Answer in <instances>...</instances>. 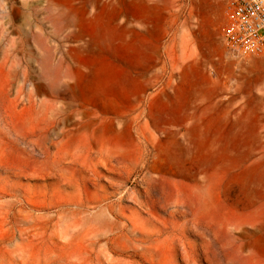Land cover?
<instances>
[{"label": "rangeland", "instance_id": "obj_1", "mask_svg": "<svg viewBox=\"0 0 264 264\" xmlns=\"http://www.w3.org/2000/svg\"><path fill=\"white\" fill-rule=\"evenodd\" d=\"M101 1L104 74L85 82L70 73L75 3L0 0V264H264V54L224 46L232 0L196 2L217 21V123L120 88L118 2Z\"/></svg>", "mask_w": 264, "mask_h": 264}, {"label": "crops", "instance_id": "obj_2", "mask_svg": "<svg viewBox=\"0 0 264 264\" xmlns=\"http://www.w3.org/2000/svg\"><path fill=\"white\" fill-rule=\"evenodd\" d=\"M99 1L104 3L101 0H71L75 3L74 9L69 11L75 28V41L71 44L77 50V59L71 61L70 73L80 81L96 82L104 74L105 64L92 61L90 39L94 29H105L104 21H96L94 17L93 3ZM117 2L118 48L121 52L118 53L117 65L112 63V66L117 67L121 75L120 88L124 92H134L137 99L148 95L150 112L157 108L158 94L164 93L171 101L167 103L172 108L168 114L175 115V118L187 113L196 116L197 123L206 122V116L210 117L209 122L217 123V21L213 14L199 10L197 0H190L189 11L177 32L178 36L165 39L174 33L173 15H177V8L183 7L181 1ZM106 7L101 5V9ZM66 13L61 11L60 16H66ZM104 13L101 10L99 15L104 17ZM160 19L163 21H157ZM161 50L162 55L159 54ZM159 58L162 64H159ZM110 63L107 61L106 65L110 67ZM223 63L233 66L234 61L226 59ZM164 69L167 72L165 77ZM159 75L164 83L160 90ZM163 129H178L169 137L179 141L181 132L186 131L185 120H167ZM213 130L217 131V127Z\"/></svg>", "mask_w": 264, "mask_h": 264}, {"label": "built area", "instance_id": "obj_3", "mask_svg": "<svg viewBox=\"0 0 264 264\" xmlns=\"http://www.w3.org/2000/svg\"><path fill=\"white\" fill-rule=\"evenodd\" d=\"M222 41L239 56L264 54V0H232L225 16Z\"/></svg>", "mask_w": 264, "mask_h": 264}, {"label": "bare ground", "instance_id": "obj_4", "mask_svg": "<svg viewBox=\"0 0 264 264\" xmlns=\"http://www.w3.org/2000/svg\"><path fill=\"white\" fill-rule=\"evenodd\" d=\"M181 132V131H180ZM172 135V134H171ZM173 137V136H172ZM173 138H175V137H173ZM179 139V138H178ZM174 140V139H173ZM176 141L178 142V140L176 139ZM171 142V141H170ZM172 144V143H171ZM161 178H164V177H161ZM169 178V177H168ZM191 179L192 180H194L193 182V184H194V186L195 187H199V188H201V186H204L203 184H202V182H200L196 177H191ZM160 180V179H159ZM162 181V180H161ZM202 184V185H201Z\"/></svg>", "mask_w": 264, "mask_h": 264}]
</instances>
